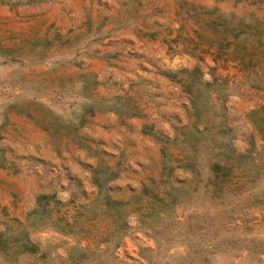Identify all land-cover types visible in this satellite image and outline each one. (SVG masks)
<instances>
[{"label":"rangeland","instance_id":"rangeland-1","mask_svg":"<svg viewBox=\"0 0 264 264\" xmlns=\"http://www.w3.org/2000/svg\"><path fill=\"white\" fill-rule=\"evenodd\" d=\"M0 235V264H264V0H0Z\"/></svg>","mask_w":264,"mask_h":264},{"label":"trees","instance_id":"trees-1","mask_svg":"<svg viewBox=\"0 0 264 264\" xmlns=\"http://www.w3.org/2000/svg\"><path fill=\"white\" fill-rule=\"evenodd\" d=\"M229 156H230V154H229ZM222 165L223 164L220 165V169L221 170L223 169V172H220V175L226 176L228 167H226V164H224L223 165L224 167L222 168ZM218 168H219V166L217 165V162L216 161L212 162L211 169L215 171V170H218ZM108 202H109V200L106 198L104 200V204H106ZM4 243H5V239L2 238L0 235V248H3L5 246ZM16 247L19 248L18 250H20V251H28V252H34L37 249L36 245L34 243L30 242L27 238H24V240L16 243Z\"/></svg>","mask_w":264,"mask_h":264}]
</instances>
